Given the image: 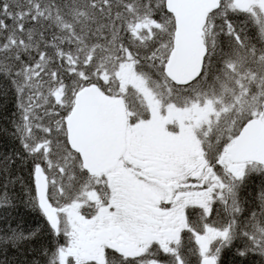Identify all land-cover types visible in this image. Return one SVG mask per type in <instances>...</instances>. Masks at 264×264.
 I'll return each instance as SVG.
<instances>
[{
  "label": "snow or ice",
  "instance_id": "obj_1",
  "mask_svg": "<svg viewBox=\"0 0 264 264\" xmlns=\"http://www.w3.org/2000/svg\"><path fill=\"white\" fill-rule=\"evenodd\" d=\"M0 137V264H264V0H0Z\"/></svg>",
  "mask_w": 264,
  "mask_h": 264
},
{
  "label": "trees",
  "instance_id": "obj_2",
  "mask_svg": "<svg viewBox=\"0 0 264 264\" xmlns=\"http://www.w3.org/2000/svg\"><path fill=\"white\" fill-rule=\"evenodd\" d=\"M8 108L9 110L11 109L10 103L8 105ZM14 147H16V145L9 141L6 137H0V151H7ZM253 184L254 186H258L259 180H255ZM12 217L13 225L19 222L22 224L25 230L29 229L30 227H34L38 223H42L38 215L25 208L22 203H18V207L12 210ZM225 264H232L231 254L225 255Z\"/></svg>",
  "mask_w": 264,
  "mask_h": 264
}]
</instances>
